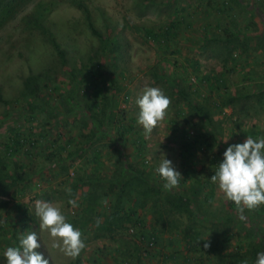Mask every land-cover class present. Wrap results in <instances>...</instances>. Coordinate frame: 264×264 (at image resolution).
<instances>
[{"label":"rangeland","instance_id":"374dc122","mask_svg":"<svg viewBox=\"0 0 264 264\" xmlns=\"http://www.w3.org/2000/svg\"><path fill=\"white\" fill-rule=\"evenodd\" d=\"M226 1L228 6L223 0H0V15H3L0 19V154L5 152L6 137L12 126L23 130L34 128L42 142L35 148L25 146L7 162L10 173L16 169L34 173L30 181L12 186H9L12 184L10 178L5 183L0 182V264H7L6 249L19 246V236L33 231L41 245L37 251L44 253L49 264H187L185 256L191 264H213L216 254L230 256L243 252L249 257L252 255L253 248L264 239V205L252 211L246 209V220H240L234 202L227 200L211 182L216 169H211L210 162L214 154L223 159L222 150L230 144L243 143L247 136L264 137V94L261 93L264 89V19L251 17L252 10L244 12L246 3L250 5L257 0ZM80 4L89 10L100 36L90 28L87 12ZM186 8L195 12V18L192 26L175 28L180 34L178 40L160 44L148 37L149 30L159 33L179 14L184 15ZM35 17L53 33L59 48L33 24ZM218 21H222L224 27L242 31L238 43L247 40V44L240 45L241 49L232 47L233 53H238L234 61L224 59L232 44L218 41L223 32L216 29ZM204 24L210 25V29L203 30ZM181 38H187V42L180 43ZM175 50L179 55L174 54ZM190 57L193 67L189 70L186 61ZM176 58L182 63L177 64ZM232 68L238 72L236 82L228 88L234 97L233 105L211 112L217 143L209 148V144L202 141L197 148L188 149L187 140L200 138L206 141L200 134L211 128L205 119L192 112L191 106L180 95L183 89L193 102L211 103V98L205 100L199 95L206 93L208 86L201 84L199 79L198 84L192 83L189 72L193 71L197 76H221ZM33 75L41 92L28 98L36 103L30 108L23 94L26 79ZM247 75L253 83L244 85L237 100L242 86L240 81ZM145 86L158 87L171 99L165 119L147 138L143 127L137 123L139 108L136 104ZM83 113L90 117L95 115L99 124L110 132L99 135L83 157L77 155L73 162H64L71 166L70 172L83 177L91 173L111 179L119 177L123 167L142 169L152 182L163 186L164 180L155 169L164 155L183 176L179 187L169 191L194 190L196 194L208 181L198 193L195 214L189 209L166 211L163 216L169 224L163 226L157 221L161 219L164 205L156 208L152 198L144 196L142 199L146 184L128 194L125 199L127 210L137 199L150 201L149 207L136 208V213L144 219L143 229L168 239L162 249L157 251L155 247L152 250L157 251L152 258L141 257L142 245L137 239L140 233L138 236L130 233L134 222L112 234L96 225L80 227L72 222L83 205L99 197L96 210L100 213L99 219L103 220L112 210L115 196H103L108 190L106 181L93 185L82 183L80 187H84L77 189L75 195L73 180L69 171H63L59 157L52 160L47 156L49 139L57 133L59 126L58 130L66 136H76L81 130L86 134L90 131L84 126L89 116ZM91 121L92 118L88 120L92 124ZM123 125L133 127L121 137L119 127ZM192 130L195 131L193 137L184 136ZM95 153L101 154L102 161L97 170L90 163ZM52 165L56 166L55 172L59 176L50 168ZM212 187L213 194L210 193ZM67 189H71V194ZM69 199H75L77 207L73 208ZM36 200L60 208L67 221L80 230L85 248L78 257L72 258L52 247L53 238L39 227L40 220L34 208ZM25 221L30 223L29 228ZM190 224L196 225L201 234L196 244L199 247L194 246L192 252L179 254L180 259L174 260L171 253L177 251L169 249L170 240L180 246L185 241L181 231L167 230L174 225L184 228ZM204 239L209 243L207 248H204ZM216 245L218 248L214 253L210 249Z\"/></svg>","mask_w":264,"mask_h":264},{"label":"trees","instance_id":"16d2710c","mask_svg":"<svg viewBox=\"0 0 264 264\" xmlns=\"http://www.w3.org/2000/svg\"><path fill=\"white\" fill-rule=\"evenodd\" d=\"M223 4L225 6H228V2L226 0H223ZM253 4L255 5V8H257L256 11L258 12L257 14L259 15V17L261 19H264V7H261V5L264 6V2L263 3L261 2V5L259 7H258V4H260L259 2H255ZM80 6L82 8L84 7L85 9L84 4H80ZM182 9H183V6L181 10ZM85 11L87 12V17H88L90 28L92 29L94 33L100 36L101 33L100 31L96 29V26L92 21L89 10L85 9ZM185 12L186 13L184 15L181 16L179 14L175 19L171 20L169 24L166 25L165 29L160 31L159 33L154 32L153 29L149 30L148 37L160 44H169L172 40L174 41L178 40L177 37L180 34H179V31H175V28L180 27V26H184V27L192 26L193 20L195 18V12H190L188 8H186ZM2 17L3 15H0V19ZM33 21H34L33 24L37 26V28L41 29L42 33L54 43L55 47L59 48L60 46L58 42H56V39L53 33L48 31L37 17H35ZM221 22L222 21H218L216 25V29L223 31L222 33H220L222 34V36H220L221 39L218 41L226 45L232 44L230 45L231 48H229L228 51L226 52V56L224 59H229V60L234 61L238 58V53L237 52L233 53V50H231L232 47H234L235 49L236 48L241 49L242 47H240V45L242 46V44H247V40L244 43H242V41L238 43L237 39L238 38L241 39L242 31L239 30L238 32H236L229 26L224 27ZM208 26L210 25L204 24L202 26V29L205 30L209 28ZM210 39L211 38H208L207 41H210ZM180 41H181L180 43H183V41L187 42V38H181ZM58 51L59 53H61V55H63L62 51L61 52L60 50ZM174 54L179 55V53L176 50ZM175 61L177 62V64L182 63L180 58H176ZM196 63L197 65L199 64V62L197 61ZM186 66L189 70L192 69L191 68L193 67L192 57L187 58ZM234 73L238 74L236 68H232L229 71L225 70V72L221 76H214V75H208V74H205L203 76H197V73H194L193 71L189 72L190 79L192 76H195L197 77V81L199 79L201 84L208 86V89H206L207 92L206 93L204 92L202 94L199 93V95L204 97L205 100H208L209 98H211L210 105H208L209 101L205 103L199 102V101L193 102L187 91H184L183 89L180 90L181 97L191 106L192 112L196 114L198 117L205 119L207 123L211 126V128L213 127L212 125L213 118L211 115V112H213V109L216 108V110L218 109L221 110L223 107L233 105L232 99H234V97L230 94V91L228 90V88H230L231 84L236 82L238 78L236 77L235 80L231 83L232 74ZM248 77L249 76L247 75L243 81L242 80L240 81V83L244 84L245 86L249 85V83L252 82V78L249 77L251 81L248 82L247 81L249 80ZM35 78H36L35 75L29 76L25 81L26 90L23 96L25 97L26 100H28V98L32 96L33 97L38 96L39 93L41 92L40 85L36 84L37 80H34ZM245 86L240 87L239 92L237 94V100L240 99V96L242 95V89ZM261 93L262 95L264 94V89H262ZM215 94L217 95L216 97H215ZM128 96L129 95H127V97ZM0 99H2L1 96H0ZM110 102L111 100H109V103ZM28 104L30 108L31 107L33 108L36 103L34 99H29ZM76 106H77L76 110L79 111L78 110L79 106L78 105ZM179 112L182 113L183 110L180 109ZM84 116H89V115L84 114ZM91 118H92V121H91L92 124L88 122V120H90ZM88 120L84 122V126L90 131L87 132L86 134L85 132L81 130L76 136H66L65 132H63L62 130H58V128L60 127L58 125L59 127L57 126L58 128L56 130L57 133L54 134L49 139L51 141H50V147H48L47 149L48 151L47 156H49V158L52 160H54L56 157H59V160L61 161L59 164L62 165L63 171L64 172L69 171L70 173L69 177L72 178L73 180L72 181V188H73L72 191L75 192L74 193L75 195L77 194V191L79 190V188L84 187V186L80 187V184L82 183H84V185H90V184L93 185L94 183H104L106 181V183H108V190L103 196L104 197L105 195L106 196L115 195V196H113L114 201L112 203L113 204L112 210H110L108 214L104 216L103 220L99 219L100 213L97 212L96 210L98 204L100 203V197H99L98 199H95L94 202L87 203V205H83L84 208L80 210V213H78L77 215L73 217L72 222L74 221L73 223L80 227L96 225L97 228L105 231L107 234H112L114 231L125 227L129 223L134 222L132 229H135L136 232H130V233L133 236H138L137 234L140 233L137 239L140 241L139 243L142 245V247H140L141 257L143 259L152 258L156 256L157 253L156 252L144 253V249L146 248L143 244H147L149 240L154 239L155 247H157L158 235L154 231L147 232L146 230H144L143 229L144 219L138 215L139 213H136V208L149 207L148 204L150 203V201L149 202L145 200L142 201V199H144V196H146L147 198H152V203L156 205V208L159 207L161 204L164 205L165 208L164 210H162L163 212L161 214V219L160 220L158 219L157 221L158 225L163 226V225L169 224L168 219H166L163 216V214L166 213V211L172 210V211L181 212L185 209H189L191 213L195 214V211H197L195 204L198 202V193L203 190V187L208 185V181L195 194L193 193L194 190L193 191L191 190H186V191L165 190L162 186H159L156 183L152 182L148 178V176H146L145 171L142 169H133V168L128 169L127 167H123V172H121L119 177L117 176L111 179H108L107 177L103 175H97V174L94 175L91 173L87 174L85 177L79 176L78 174H75V172H73L72 174V172H70V166H68V164L67 165L64 164V162L66 161L73 162V160L75 159V156L77 155L80 157L81 156L83 157L85 153L87 152L88 148H90L95 143L99 135H102V134L106 135L110 132L107 128H104L99 124V121L95 115L93 117L89 116ZM235 124L237 128L240 127L239 129H241V125L238 122H235ZM92 125L94 126L92 127ZM123 127H125V125L119 127V131L122 129L121 137H124V135L127 132H129L133 126H127L124 129ZM211 128L208 130V132H204V134L203 133L200 134V137H202L206 141L201 140L200 138L194 139V140H187L186 147L190 150L192 148L193 149L197 148V146L200 145L201 142L203 141V143L209 144V148H213L215 144L217 143L216 142L217 133L215 132L213 128L212 129ZM194 135H195L194 130H192L191 133L190 131L184 133V136L193 137ZM41 136L47 137L46 134L44 135L42 134ZM113 136L115 137V133H113ZM39 137L40 136L36 135V131H34V128L30 130H23L22 128L17 127V126H12L10 128L9 134L6 137V141H5V147H4L5 152L3 154H0V182L1 183H5L8 180V178H10L12 180V184H9V186H12V185H18V183L22 181H30V179H32L34 175V173L32 172L27 173V172H24L23 170L16 169L15 171L13 170L12 173H10V169H9L10 167L7 162L10 161L9 160L10 158L18 154L22 150V148H24L25 146L29 148H35L38 145H40L42 142L39 140ZM63 138H64V141H63ZM117 141L115 142L118 143ZM73 147H75V149H73ZM222 152H224V150H222ZM100 155L101 154L95 153L93 158L90 160L91 166L96 167L95 170H97L99 166L101 165L102 161L100 160ZM54 167L52 165V167L50 168L55 172ZM54 174L57 176L58 172H55ZM144 184H146L147 189L143 191V198L135 200L134 201L135 203L132 206V208L130 210H127L125 199L128 197V194L131 193V191L134 190L136 187H141ZM212 190H213V187L210 189L211 194H213ZM153 194L156 195L155 198H153ZM85 201H87V198ZM136 215H138L137 218L134 217ZM25 222H26L25 226L29 228L30 223L27 221ZM195 227H194V224L187 225L184 228H180L179 225H174L172 228H170V230H167V231L169 232H173L174 230L181 231L183 239L185 241L184 242L185 249H187V251L189 252H192V250H194V246L197 248L198 245L196 244L201 239V234ZM217 248L218 246L216 245L210 250L216 253ZM260 252H264V239H262L260 245L253 248L252 255H250V257L243 252L242 253L241 252L231 253L230 256L229 255L226 256L225 254H222V255L216 254L217 259L216 261L212 263L213 264H241V261L247 260L248 264H255L257 254Z\"/></svg>","mask_w":264,"mask_h":264},{"label":"clouds","instance_id":"9594fccd","mask_svg":"<svg viewBox=\"0 0 264 264\" xmlns=\"http://www.w3.org/2000/svg\"><path fill=\"white\" fill-rule=\"evenodd\" d=\"M136 104L139 108L137 123L143 127L147 138L165 119L171 99L160 88L145 86ZM155 172L164 180L165 190L179 187L183 178L164 155ZM210 179L227 200L234 202L239 219L246 220V209L252 211L264 205V137L254 139L247 136L243 143L230 144ZM67 191L71 194V189ZM68 203L73 208L77 207L75 199H69ZM34 208L40 220L39 227L47 230L53 238L52 247L72 258L78 257L85 248L80 230L67 221L60 208L50 202L36 200ZM40 247L36 232L22 233L19 246H10L4 252L7 264H49L43 253L37 251ZM207 247L209 243L206 241L204 248ZM241 264H248V261H241ZM255 264H264V252L257 254Z\"/></svg>","mask_w":264,"mask_h":264},{"label":"crops","instance_id":"0c3cea01","mask_svg":"<svg viewBox=\"0 0 264 264\" xmlns=\"http://www.w3.org/2000/svg\"><path fill=\"white\" fill-rule=\"evenodd\" d=\"M260 4H258V7L261 5V2L263 3L264 2V0H257ZM244 3H246V1L244 2ZM241 6H242V4H241ZM250 7H251V9H250ZM261 7H264L263 5H261ZM260 7V8H261ZM255 5L252 3V4H250L249 5V3H246V5H244V7H243V9H244V12L245 11H250V10H252V12L255 14H252V15H250L251 17L252 16H256V17H259V15L258 14H256V13H258L256 10H257V8H255ZM249 9V10H248ZM246 13V12H245ZM260 18V17H259ZM244 86V84L242 85V87ZM228 107H226V109H227ZM216 153V152H215ZM222 157V156H221ZM222 161V159L220 158V156H218V154H214L213 155V157H212V159H211V162H210V164H211V169H216L217 168V166H218V164L220 163ZM71 167V166H70ZM55 168V167H54ZM55 171H56V168H55ZM160 183V182H159ZM207 183V182H206ZM163 187V186H162ZM157 235H158V239H157V242H158V245H157V247H156V249H157V251L158 250H160V248L162 249V247H164L165 245H166V241L168 240V239H166L164 236L162 237V235L160 234H158L157 233ZM165 238V239H164ZM171 242L169 243L170 244V250L171 251H177L175 254H173V253H171L172 254V257H173V259L174 260H179L180 259V256H179V254H182V253H184V254H187L188 253V251L185 249V243L184 244H182V246H180L179 244H173V240H170ZM177 246V247H176ZM178 247H180V248H178ZM199 247V246H198ZM197 247V248H198ZM178 249V250H177ZM179 250H180V253H178L179 252ZM157 251H156V253H157ZM178 253V254H177ZM184 259H186L187 260V264L188 263H190L191 264V260L190 259H188L186 256H185V258Z\"/></svg>","mask_w":264,"mask_h":264},{"label":"built area","instance_id":"2783aa9c","mask_svg":"<svg viewBox=\"0 0 264 264\" xmlns=\"http://www.w3.org/2000/svg\"><path fill=\"white\" fill-rule=\"evenodd\" d=\"M235 73L234 74H232V81H231V83L235 80ZM249 76V75H248ZM250 77V76H249ZM249 77H248V79H249ZM191 80L193 81V83H197V77H195V76H192L191 77ZM248 82H250L251 80L249 79V80H247ZM246 82V81H245ZM243 85V84H242ZM72 174H73V172H72ZM131 232H133V229H131ZM154 247H155V244H154V239H152V240H149L148 241V243L147 244H145V248L146 249H144V253H147V252H152V250L154 249Z\"/></svg>","mask_w":264,"mask_h":264}]
</instances>
